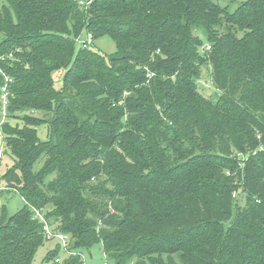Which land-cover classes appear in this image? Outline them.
<instances>
[{
	"label": "trees",
	"instance_id": "obj_1",
	"mask_svg": "<svg viewBox=\"0 0 264 264\" xmlns=\"http://www.w3.org/2000/svg\"><path fill=\"white\" fill-rule=\"evenodd\" d=\"M10 54L0 187L25 204L0 207V264H33L46 224L74 254L44 264H264V0H0Z\"/></svg>",
	"mask_w": 264,
	"mask_h": 264
},
{
	"label": "rangeland",
	"instance_id": "obj_2",
	"mask_svg": "<svg viewBox=\"0 0 264 264\" xmlns=\"http://www.w3.org/2000/svg\"><path fill=\"white\" fill-rule=\"evenodd\" d=\"M215 2L219 3L221 7L228 8L231 13L235 12L244 2L248 0H214ZM89 39V36L86 31H84L77 42V51L82 48L84 42ZM94 45L92 48L97 52L109 57L114 55L117 52V44L114 39L111 37H102L93 41ZM211 69L210 66L206 65L203 67L201 79L199 80V91L200 93L205 96L206 98H216L217 91L212 84L211 81ZM63 76L64 72H55L53 77L55 81V87L57 89L61 88L63 83ZM39 138L41 141L47 140V131L46 127L41 126L39 129ZM1 141H0V149H1ZM13 165V158L5 145H3V156L0 160V178L5 174V172ZM40 165H37V168ZM1 180V179H0ZM1 183V182H0ZM24 199L22 196L10 189H5L0 192V207L5 205L7 207V211L9 215L16 214L19 210L24 207ZM243 205V202H240ZM61 244L58 238H54L48 240L43 247L38 251L35 261L33 264H44L45 258L47 254L53 250H55ZM92 254L94 256L93 260H89V255ZM83 255L87 258V264H106V256L102 250L101 245L94 246L91 250H83ZM178 254L176 255V257ZM59 257L61 260H64L67 257V254L63 247L60 249ZM156 259L155 263H159V256H153ZM164 258L167 256L164 255ZM179 257V256H178ZM177 257V258H178ZM109 264H112L109 262Z\"/></svg>",
	"mask_w": 264,
	"mask_h": 264
},
{
	"label": "built area",
	"instance_id": "obj_3",
	"mask_svg": "<svg viewBox=\"0 0 264 264\" xmlns=\"http://www.w3.org/2000/svg\"><path fill=\"white\" fill-rule=\"evenodd\" d=\"M92 1H88V2H83L81 1L80 2V5L81 6H88V5H91ZM93 43V40L92 38L89 36V39L83 43V47L84 48H87L89 47L91 44ZM207 50L210 49L209 46L206 47ZM13 58V55H0V73L5 77V84L1 87V102H2V105L0 107V115L2 117V120H1V123H0V139L2 141L3 139V133H2V130H1V127L2 125L6 122L7 120V115H8V105H9V97H10V91H9V85L13 82L12 78L7 76L5 74V72L3 71L2 67H1V63L2 62H5L7 59H12ZM2 145H1V149H0V160L2 159V156H3V141L1 142ZM4 190L3 187H0V192ZM36 215H37V218H39L41 221L45 222V219L43 217V215L41 214L40 211H36ZM46 233H47V237L51 240V239H54V238H58L62 244V247L63 249L65 250L67 256L68 255H72L74 253L70 252L69 251V238L68 236L66 235H63V234H59V235H54V233L51 231L50 227L46 224ZM83 256V261H84V264H87V258L82 254ZM89 260H92L91 259V256L89 255ZM60 260L58 259L57 262H59ZM107 264V263H106Z\"/></svg>",
	"mask_w": 264,
	"mask_h": 264
},
{
	"label": "crops",
	"instance_id": "obj_4",
	"mask_svg": "<svg viewBox=\"0 0 264 264\" xmlns=\"http://www.w3.org/2000/svg\"><path fill=\"white\" fill-rule=\"evenodd\" d=\"M90 256H91V259L93 260L94 259V256L92 254H90Z\"/></svg>",
	"mask_w": 264,
	"mask_h": 264
}]
</instances>
